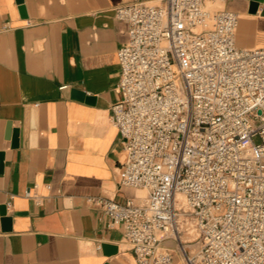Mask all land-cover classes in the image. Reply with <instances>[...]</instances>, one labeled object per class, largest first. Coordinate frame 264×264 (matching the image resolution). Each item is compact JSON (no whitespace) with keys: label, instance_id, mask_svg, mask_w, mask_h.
<instances>
[{"label":"built area","instance_id":"built-area-1","mask_svg":"<svg viewBox=\"0 0 264 264\" xmlns=\"http://www.w3.org/2000/svg\"><path fill=\"white\" fill-rule=\"evenodd\" d=\"M216 2L116 10L130 22L110 107L121 184L147 193L88 200L124 227L137 264H171L170 239L199 242L188 264H264V47H239V14Z\"/></svg>","mask_w":264,"mask_h":264},{"label":"crops","instance_id":"crops-1","mask_svg":"<svg viewBox=\"0 0 264 264\" xmlns=\"http://www.w3.org/2000/svg\"><path fill=\"white\" fill-rule=\"evenodd\" d=\"M125 1L0 0V264H137L124 227L88 200L145 199L121 184L127 154L111 120ZM223 6L239 14L236 44L264 47V0ZM166 244L171 264L199 247Z\"/></svg>","mask_w":264,"mask_h":264},{"label":"water","instance_id":"water-1","mask_svg":"<svg viewBox=\"0 0 264 264\" xmlns=\"http://www.w3.org/2000/svg\"><path fill=\"white\" fill-rule=\"evenodd\" d=\"M254 5H257L254 4ZM73 93L77 96V97H80V98H85L86 97V94L85 92L81 91V90H78V89H73ZM87 99H92L90 97H87ZM17 138H18V129L15 130V140L17 142Z\"/></svg>","mask_w":264,"mask_h":264},{"label":"rangeland","instance_id":"rangeland-1","mask_svg":"<svg viewBox=\"0 0 264 264\" xmlns=\"http://www.w3.org/2000/svg\"><path fill=\"white\" fill-rule=\"evenodd\" d=\"M153 2H154V1H153ZM211 6L214 7V8H217V7H223V3H221V2H216V3L211 4ZM255 140L258 141V138H255ZM139 192H140V195H141L142 197H145V196H146V194H143V193H145V191H141V190H139ZM142 192H143V193H142Z\"/></svg>","mask_w":264,"mask_h":264},{"label":"bare ground","instance_id":"bare-ground-1","mask_svg":"<svg viewBox=\"0 0 264 264\" xmlns=\"http://www.w3.org/2000/svg\"><path fill=\"white\" fill-rule=\"evenodd\" d=\"M150 2H153V1H150ZM145 190V189H144Z\"/></svg>","mask_w":264,"mask_h":264}]
</instances>
